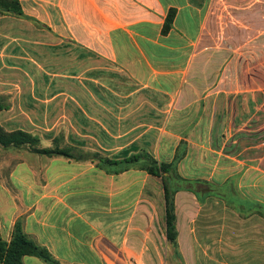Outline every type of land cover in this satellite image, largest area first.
<instances>
[{"label":"crops","instance_id":"crops-1","mask_svg":"<svg viewBox=\"0 0 264 264\" xmlns=\"http://www.w3.org/2000/svg\"><path fill=\"white\" fill-rule=\"evenodd\" d=\"M20 2L47 32L39 42L21 32L24 17L0 11V125L52 138L63 128L68 142L95 138L101 150L86 156L71 142L74 156L85 157L76 160L4 148L18 153L0 177V237L10 242L21 220L60 264H163L160 250L180 264H264V218L242 219L214 197L201 205L191 190L175 195L177 247L169 243L165 208L152 193L164 206L160 178L143 160L123 161L147 153L172 163L180 152L184 179L221 185L240 175L242 194L264 205V155L239 157L248 148L264 153V141L231 151L236 134L264 137V0ZM44 50L45 69L37 59ZM51 61H61L67 79H55ZM23 264L47 263L26 256Z\"/></svg>","mask_w":264,"mask_h":264},{"label":"trees","instance_id":"trees-1","mask_svg":"<svg viewBox=\"0 0 264 264\" xmlns=\"http://www.w3.org/2000/svg\"><path fill=\"white\" fill-rule=\"evenodd\" d=\"M0 11L30 18L24 14L20 0H0ZM176 14V9L169 10L162 29L164 35L171 31ZM59 142L60 139L55 138L53 140V148H43L41 147V139L38 136L22 130L9 132L0 125V146L3 148L27 147L31 152L45 155L49 158L61 156L76 160L85 159V157L78 158L74 156L72 147L63 148L59 145ZM182 157L183 154L178 152L174 162L161 163L153 156L142 153L123 160L128 166L139 164L143 160L141 167L148 171L150 175L161 179L164 189L165 223L169 243L177 247L178 231L176 226L175 195L181 190L193 191L201 205H205L210 197L220 199L224 201L226 207L237 212L242 219H249L255 213L264 218V211L259 209L264 207V205L255 203L253 199L246 197L239 190L238 179L240 175L232 177L221 185L204 180H198L193 183L181 177L177 172L176 164ZM99 159L103 162L113 163L109 159ZM126 169H120L117 173ZM26 256L37 257L47 264H60L47 248L40 246L32 237L25 233L22 221L18 220L10 242H6L0 237V264H23V259Z\"/></svg>","mask_w":264,"mask_h":264},{"label":"rangeland","instance_id":"rangeland-1","mask_svg":"<svg viewBox=\"0 0 264 264\" xmlns=\"http://www.w3.org/2000/svg\"><path fill=\"white\" fill-rule=\"evenodd\" d=\"M24 20L25 21L23 23V27H22L21 32L24 35L31 34V32L37 33L38 36H39V38H38L39 39V42H42L43 39H44L43 36L47 32V29L45 28V26L42 23L36 21L33 18H24ZM226 21L227 22H230V24H232V25L234 24V22L237 23V19L236 18L233 19V18H230L229 16L226 17ZM7 28H8V32H10L11 31V28L9 26H7ZM18 31L19 30L17 28V32ZM43 43L45 44V41H43ZM55 43L60 44L56 48H65V49L68 48V47H64L62 45L63 42H61L60 40H57L56 39ZM58 50H60V51H58ZM61 50L62 49H57V52H61ZM69 52H72V51L68 50V53ZM24 54H25V57L30 58L29 55H27L26 53H24ZM38 55H39V58H37V59L41 62V64H43L42 67H43V69H45L46 65L48 64L47 63V60L45 58L46 57L45 50L44 51H39ZM59 59H61V58H59ZM50 64L57 65V66H54V65L52 66V69L57 68L56 71H55V73L57 74L55 79H65V78L67 79V77H65V76H67V73H68L67 71L68 70L67 69L64 70V68L62 67L61 61H58V62H55V61L52 62L51 61ZM29 66L28 65H24L23 67H26L25 69H28V70L34 68L33 66H30V67ZM107 66H110V65H107ZM106 71L109 72V73L111 72L110 69L109 70H106ZM109 73H107V75H110L111 74V73L110 74ZM58 74H61V75H64V76L61 77ZM123 76L124 75H122V77L119 76V78L121 80H123ZM237 78H238V74H235L234 75V80H237ZM75 79H77V77H75L74 80ZM234 125H235V130L234 131L237 132L238 122L236 124H234ZM251 127H252L251 129H254L255 128L254 127V124ZM52 132H55V133L58 134L55 137H57V138L60 139L59 145L61 147L65 148V147H71V146H73L72 144H70L72 141L71 142H68V139L69 138L66 137L67 131H65L63 128H58V129L56 128ZM217 132L219 134H222L223 132L226 133V122L224 123L222 121H219L218 131ZM52 136L46 135V134L39 136V138L41 139V147H43V148H47V147L53 148L54 147V144H53V140L52 139L55 138V137L52 138ZM74 139L75 140H73L72 143L73 144H77L78 146L80 145V147H78L79 149H76V150L81 151L82 154H85L86 156H94L95 154H97V153H94L96 148L98 150H101L99 148V146L97 145V143L95 141V138L85 137V138H80V139H78V138H74ZM102 140H105V138H103ZM257 141H264V137H256L254 135V132L253 131L248 132L247 140L245 138V140L243 139V140L239 141L238 134H236L234 136V138H233V141H232V144H233V147L231 148L232 154L238 155L239 154V152H238L239 150L242 151L246 147L254 146V144ZM20 151H25V150H20ZM16 152H17V150H15V149L6 150V149H4L3 147L0 146V177L1 178H3L4 175L5 176H8L9 170L14 165V162H15V159H16L15 156L18 153V152L17 153ZM76 152H78V151H76ZM260 155H264V153H260L259 152V153L256 154L254 152V149L253 148H248L243 153H241V155L239 157L241 159H243V160H246V163H248V162H254L255 157H258ZM44 157H45V155H39L38 156V158H40V159H42ZM59 157H61V156H59ZM54 158H56V157H54ZM100 158H103L104 160L107 159V158H104V157H100ZM263 165H264V162H263ZM125 167H122V168H125ZM256 172H257L256 170L252 169L247 174H249L251 176H254L256 174ZM158 182L161 183V179H158ZM152 186H154V185H152ZM158 189H159V186H158ZM152 193H153V195L154 194L156 195L155 202L157 204V207L159 208V210L161 212H163V208H164L163 201H162L163 198L162 197L161 198L158 197V192H154L152 190ZM183 208H184V206H183ZM195 208L197 209L198 208V205H195ZM259 209H262L264 211V207H260ZM156 223H157V219H156ZM160 251L161 252H160L159 256H161L163 258V261H164L163 264H180V263H177V262H173L174 260L171 259V256H170V258H168V256L166 258V255L164 254L163 250H160ZM168 251H169V248H168ZM152 264H157V262H154Z\"/></svg>","mask_w":264,"mask_h":264}]
</instances>
